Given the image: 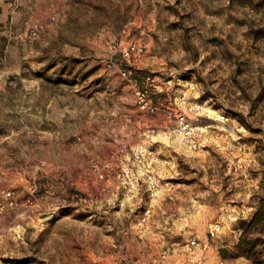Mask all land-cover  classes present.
I'll return each instance as SVG.
<instances>
[{
    "label": "rangeland",
    "instance_id": "rangeland-1",
    "mask_svg": "<svg viewBox=\"0 0 264 264\" xmlns=\"http://www.w3.org/2000/svg\"><path fill=\"white\" fill-rule=\"evenodd\" d=\"M262 198L264 0H0V264H264Z\"/></svg>",
    "mask_w": 264,
    "mask_h": 264
},
{
    "label": "built area",
    "instance_id": "built-area-1",
    "mask_svg": "<svg viewBox=\"0 0 264 264\" xmlns=\"http://www.w3.org/2000/svg\"><path fill=\"white\" fill-rule=\"evenodd\" d=\"M147 106H148V101L142 100L141 108L145 109ZM180 124H181V130L183 134L187 138H192L194 135V128L189 124V122L182 119ZM208 248H209L208 244H202L195 238H192L191 240H189L187 242V248H186L187 250L186 263L187 264H206L207 256L205 255V251L208 250ZM220 264H223V261H220Z\"/></svg>",
    "mask_w": 264,
    "mask_h": 264
},
{
    "label": "trees",
    "instance_id": "trees-1",
    "mask_svg": "<svg viewBox=\"0 0 264 264\" xmlns=\"http://www.w3.org/2000/svg\"><path fill=\"white\" fill-rule=\"evenodd\" d=\"M254 231L264 232V198L260 200L257 212L255 213L251 222L248 224L247 229L244 231L240 239V244L236 247L238 252H242L244 249L254 248L255 243H253L251 239L246 241L248 235L252 234ZM242 247H244L243 250H241ZM220 253L222 256L226 257V252L224 250H221Z\"/></svg>",
    "mask_w": 264,
    "mask_h": 264
},
{
    "label": "crops",
    "instance_id": "crops-1",
    "mask_svg": "<svg viewBox=\"0 0 264 264\" xmlns=\"http://www.w3.org/2000/svg\"><path fill=\"white\" fill-rule=\"evenodd\" d=\"M191 143H193V141H191ZM223 264H226V262H223Z\"/></svg>",
    "mask_w": 264,
    "mask_h": 264
}]
</instances>
